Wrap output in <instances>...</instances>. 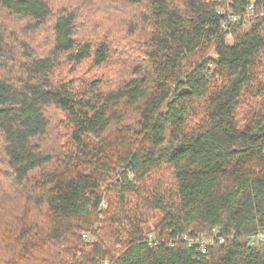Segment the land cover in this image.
I'll return each mask as SVG.
<instances>
[{
    "label": "trees",
    "instance_id": "trees-1",
    "mask_svg": "<svg viewBox=\"0 0 264 264\" xmlns=\"http://www.w3.org/2000/svg\"><path fill=\"white\" fill-rule=\"evenodd\" d=\"M113 1L0 0V264H264V0Z\"/></svg>",
    "mask_w": 264,
    "mask_h": 264
},
{
    "label": "rangeland",
    "instance_id": "rangeland-1",
    "mask_svg": "<svg viewBox=\"0 0 264 264\" xmlns=\"http://www.w3.org/2000/svg\"><path fill=\"white\" fill-rule=\"evenodd\" d=\"M92 1V4L90 5V8L91 10H93V14H95L96 16H100L103 18V20H108L109 19V16L108 18L106 16H103L101 13L103 12H108L109 15L111 13H115V15L117 13H119L118 15L121 16L123 14V12H121L124 7L121 6L120 4H118L117 2L113 1V0H91ZM132 5L136 4L137 2L132 0ZM117 5V6H116ZM116 17V16H114ZM113 17V18H114ZM6 23H7V26L9 28H12V33L13 34H19L20 36H23V35H29L30 38H28V41H29V45H30V48L32 49L35 45H36V42H40V43H45L46 42V33L45 32H39V31H34V30H31V22H28L26 19H20V18H15L14 16H10V15H6L5 18H3ZM100 19V18H99ZM102 20V19H101ZM27 21V22H26ZM248 22H246L245 24V27L247 28L250 24H248ZM5 28V25L2 24V29ZM81 28L86 31L89 29V25L86 21H83L82 24H81ZM89 35V34H88ZM232 39H233V36L231 38V42H232ZM11 41L8 39V42L7 44H10ZM18 48H14V50H17ZM19 50V49H18ZM117 55V54H115ZM118 61V60H117ZM121 61V60H120ZM88 64H82L81 68H79V70L77 71V74L80 76V75H90V73L88 72V70L86 69ZM129 65L124 61H122V64L121 66H117L116 68H121V69H124L125 67H128ZM131 112H136L135 109L133 108H128ZM60 149H63L61 147H59ZM172 169L169 167V168H164V167H161L155 171H153L151 174L155 177V178H164L163 174L168 172L167 173V178L169 179L170 177H172ZM172 183V180L169 181V184ZM109 182L107 183V186L104 187L105 188H108L109 187ZM168 187V185H167ZM174 191V188L172 189ZM6 193L8 195H10L11 197L13 196L12 192L10 190H7ZM117 193L116 192H110L108 196L110 197H115ZM125 197H128V199L130 200L129 202V207L132 206V203L134 202V199H135V195H133L132 193H127L125 195ZM6 202L8 201H11L9 199H5ZM103 207H108L107 205V201L104 202V205ZM119 207H120V204L119 203H116L114 202L113 203V206L112 208H114L116 211V213L118 212L119 210ZM148 208H150L149 206H147ZM144 208V207H142ZM151 209V208H150ZM155 210V209H153ZM153 211H149V213H152ZM157 213L159 214V212L157 211ZM149 221H148V225H147V229L148 230H151V233L152 234H155L154 233V230H155V225H156V221H157V217H151L149 216ZM150 233V234H151ZM210 234V233H209ZM92 239L94 240V236H92Z\"/></svg>",
    "mask_w": 264,
    "mask_h": 264
},
{
    "label": "built area",
    "instance_id": "built-area-1",
    "mask_svg": "<svg viewBox=\"0 0 264 264\" xmlns=\"http://www.w3.org/2000/svg\"><path fill=\"white\" fill-rule=\"evenodd\" d=\"M254 3H255V0H251V2L247 5L246 10H245L246 16L252 15L254 13ZM218 12L222 14H226V11L221 8L218 9ZM237 17L238 15L236 14L230 15L231 19H237ZM231 38H232L231 34L227 36L228 41H230ZM83 235L89 240L92 239L90 232L84 233ZM149 236H150V239H152L153 244H156L157 239L155 235L150 234ZM229 237H230L229 234H224L222 230L220 229V227H215L210 234L202 233V234H198L194 236L185 235L184 239L188 240L192 245H195L198 251H200L202 254H206L209 250V247L213 246L216 243H221L225 241L226 239H228ZM246 237L248 238L250 245H255L259 242H263L264 241V228L254 233H251L247 235Z\"/></svg>",
    "mask_w": 264,
    "mask_h": 264
},
{
    "label": "water",
    "instance_id": "water-1",
    "mask_svg": "<svg viewBox=\"0 0 264 264\" xmlns=\"http://www.w3.org/2000/svg\"><path fill=\"white\" fill-rule=\"evenodd\" d=\"M184 92H185V91H183V90L181 91V93H184Z\"/></svg>",
    "mask_w": 264,
    "mask_h": 264
}]
</instances>
